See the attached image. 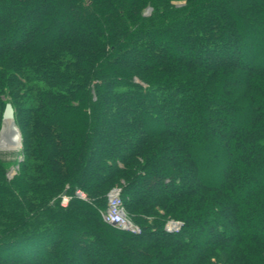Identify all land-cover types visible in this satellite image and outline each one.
Returning a JSON list of instances; mask_svg holds the SVG:
<instances>
[{"label": "trees", "instance_id": "16d2710c", "mask_svg": "<svg viewBox=\"0 0 264 264\" xmlns=\"http://www.w3.org/2000/svg\"><path fill=\"white\" fill-rule=\"evenodd\" d=\"M2 7L0 129L10 103L23 160L7 181L0 159V264H264V0ZM119 183L140 234L101 217Z\"/></svg>", "mask_w": 264, "mask_h": 264}, {"label": "rangeland", "instance_id": "374dc122", "mask_svg": "<svg viewBox=\"0 0 264 264\" xmlns=\"http://www.w3.org/2000/svg\"><path fill=\"white\" fill-rule=\"evenodd\" d=\"M177 6L178 5H181V2L180 3H175ZM33 6H36L35 4L33 5ZM32 7V6H31ZM55 7V9H56V12L57 13H59V11L61 10V5L60 4H56V3H54V4H52V8H54ZM0 11H3V7H2V9H0ZM30 11H32V9H30ZM29 11V12H30ZM150 13H151V8H146L145 9V11L143 12V15L145 16V17H148L149 15H150ZM65 14L62 12V14H60L59 15V18H58V20H57V25H59V24H61V23H68L70 20H72V19H67V18H65V16H64ZM22 18H23V20H21L20 22L22 23V24H24V25H27L28 24V19H30L31 17H30V15H29V13H24L23 15H22ZM70 24H68V26H69ZM68 26H66L65 28H67ZM48 34H49V36H47V39H50V38H52L53 36H55L56 34H57V27L56 26H54L53 28H50L49 30H48ZM259 35V34H258ZM15 36V34H13V37ZM12 37V38H13ZM35 41V40H34ZM33 43H35V42H33ZM261 60V58H259V59H256V61L257 62H259ZM93 100H95V96H93ZM198 126H199V124H197V125H195V128H190L189 130L190 131H198L199 129H198ZM18 130V129H17ZM20 144H21V141H20ZM20 148H21V146L16 150V151H5V150H1L0 149V159H2L4 162H5V167H6V173H5V178H6V180L7 181H11L13 178H14V176L17 174V172H18V170H19V164H20V162H22V160H23V156H22V154H21V152H20ZM241 157V156H240ZM206 167H208L209 168V164L207 163V165H206ZM220 171V168H218V167H213V170H212V173L214 174V173H217V172H219ZM122 183V182H121ZM68 188V186H65V190ZM113 188H119V189H121V193H122V184H116V185H114L113 187H111V189H113ZM110 189V190H111ZM109 190V191H110ZM75 191H80L84 196H83V198H81V197H78V196H76L75 195V193L73 194V196H70V198H72V197H74V198H76V199H78V200H82V201H88V199H87V196L85 195V193H83V191H81V190H75ZM109 191L107 192V194L109 193ZM107 194H106V196H107ZM60 196L61 195H59L58 196V198H57V200H59V205H60ZM56 199V198H55ZM71 200V199H70ZM69 200V201H70ZM69 203V202H68ZM61 207V206H60ZM126 211V210H125ZM159 213L158 214H162L163 212L161 211V210H159L158 211ZM127 217L130 219V221L134 224V225H136V226H138L139 227V225H137L136 223H134V221L131 219V217L127 214ZM145 221H147L149 224L153 221V219L152 218H143ZM170 220H172V221H178V220H176V219H173V218H167V220L165 221V223H164V225L166 224V222H168V221H170ZM164 225H163V227H164ZM140 228V227H139ZM180 231V230H179ZM179 231L177 232V233H179ZM168 234H175V233H168ZM202 237H203V239L200 241V243H203L202 241H204L205 240V238H206V232L202 235ZM73 264H75V263H73ZM214 264H220V263H214Z\"/></svg>", "mask_w": 264, "mask_h": 264}, {"label": "built area", "instance_id": "2783aa9c", "mask_svg": "<svg viewBox=\"0 0 264 264\" xmlns=\"http://www.w3.org/2000/svg\"><path fill=\"white\" fill-rule=\"evenodd\" d=\"M66 191V190H65ZM76 196L83 198V194L80 191L74 192ZM70 196L63 192L60 196V206L66 208L70 200ZM103 221L121 231L130 234H140L141 229L134 225L127 217V213L121 199V189L113 188L106 196V208L101 213ZM182 227L180 221H168L163 227L165 233H177Z\"/></svg>", "mask_w": 264, "mask_h": 264}, {"label": "bare ground", "instance_id": "6f19581e", "mask_svg": "<svg viewBox=\"0 0 264 264\" xmlns=\"http://www.w3.org/2000/svg\"><path fill=\"white\" fill-rule=\"evenodd\" d=\"M20 147V136L18 130L12 123H4L0 130V149L5 151H16Z\"/></svg>", "mask_w": 264, "mask_h": 264}, {"label": "water", "instance_id": "95a60500", "mask_svg": "<svg viewBox=\"0 0 264 264\" xmlns=\"http://www.w3.org/2000/svg\"><path fill=\"white\" fill-rule=\"evenodd\" d=\"M13 114H14V110H13L11 104L6 103L4 110H3V114H2L1 128L3 127L4 123H7V122L12 123L15 126ZM16 129H17V127H16ZM18 134H19V131H18ZM19 136H20V134H19ZM20 141H21V137H20ZM20 146H21V144H20Z\"/></svg>", "mask_w": 264, "mask_h": 264}]
</instances>
